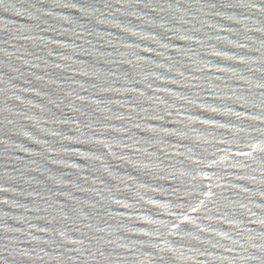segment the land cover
Segmentation results:
<instances>
[{
	"label": "water",
	"instance_id": "95a60500",
	"mask_svg": "<svg viewBox=\"0 0 264 264\" xmlns=\"http://www.w3.org/2000/svg\"><path fill=\"white\" fill-rule=\"evenodd\" d=\"M0 264H264V0H0Z\"/></svg>",
	"mask_w": 264,
	"mask_h": 264
}]
</instances>
